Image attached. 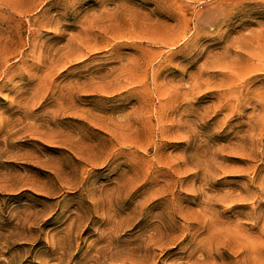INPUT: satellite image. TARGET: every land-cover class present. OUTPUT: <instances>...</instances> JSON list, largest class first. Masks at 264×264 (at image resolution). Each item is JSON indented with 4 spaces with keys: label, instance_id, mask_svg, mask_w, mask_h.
<instances>
[{
    "label": "rangeland",
    "instance_id": "rangeland-1",
    "mask_svg": "<svg viewBox=\"0 0 264 264\" xmlns=\"http://www.w3.org/2000/svg\"><path fill=\"white\" fill-rule=\"evenodd\" d=\"M0 264H264V0H0Z\"/></svg>",
    "mask_w": 264,
    "mask_h": 264
}]
</instances>
